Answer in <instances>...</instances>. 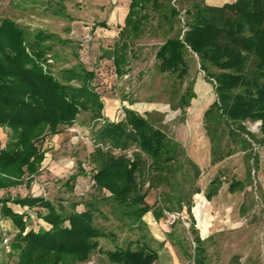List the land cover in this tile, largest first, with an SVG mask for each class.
<instances>
[{
	"label": "trees",
	"instance_id": "obj_1",
	"mask_svg": "<svg viewBox=\"0 0 264 264\" xmlns=\"http://www.w3.org/2000/svg\"><path fill=\"white\" fill-rule=\"evenodd\" d=\"M149 5L170 29L180 13L175 7L166 10L160 0L130 1L124 27L113 48L103 55L113 60L118 77L126 74L129 49L148 19ZM62 12L61 7L58 13ZM185 15L183 33L166 39L158 49L156 68L162 74L183 80L188 74L185 56L192 54L197 57L205 78L214 82L215 101L204 112L202 121L210 143V164L215 165L237 149L245 152L253 143L264 144V0H235L221 6L194 0ZM53 42L69 43L41 30L28 32L8 18L0 21V128L9 130L5 147L0 148V189L19 186L25 176L28 180L35 176L44 157L37 143L60 134L62 128L73 126L81 113H88L98 127L90 155L94 166L91 179L96 190L109 193L107 199L114 202L121 216L137 229H145L143 218L148 212L156 220L162 215L155 204L149 206L146 202L143 185L147 182L148 188L159 185L168 188L166 200H174L178 212L185 203L194 235L192 254L181 241L176 240L174 245L182 249L192 264H206L205 242L198 236L191 216L190 198L199 189L193 188L189 194L183 190V182L194 183L200 169L185 156L178 142L154 126L149 114L142 116L124 109L120 122L105 120L101 97L93 86L95 73L81 63L54 76L52 66L47 63ZM194 98L190 84L179 98V108L182 111L189 108ZM245 122H260L261 141L246 129ZM131 148L135 149L132 160L126 154H113V150L129 152ZM184 169L187 173L180 181L176 180V174ZM78 174H84L81 166ZM75 179L72 176L67 182ZM208 187L205 198L210 201L221 187L220 176ZM243 188L244 184L237 180L228 185L230 193ZM9 202L30 209L42 208L44 212L35 213L49 229L27 230L23 221L27 214L14 213L7 206ZM85 207L76 211L75 204L68 212L43 198L0 199L1 217L11 219L18 229L11 244L16 264H85L94 253L103 254L109 264L156 262L157 250L142 236L131 240L125 248L102 251L99 239H110L113 234L96 228L97 209L90 204ZM200 231L203 235L207 233Z\"/></svg>",
	"mask_w": 264,
	"mask_h": 264
},
{
	"label": "rangeland",
	"instance_id": "obj_2",
	"mask_svg": "<svg viewBox=\"0 0 264 264\" xmlns=\"http://www.w3.org/2000/svg\"><path fill=\"white\" fill-rule=\"evenodd\" d=\"M130 1L0 0V21L8 18L28 32L41 30L69 42L64 45L51 43L52 53L47 56V63L52 66L51 71L56 77L60 70L76 67L79 63L93 71V86L101 97L105 120L120 122L124 109L142 116L149 114L156 128L180 144L185 156L200 169L199 178L194 183L188 180L183 182V190L189 194L193 188L199 189V193L190 198L191 216L196 219L198 236L205 242L206 264H264V144L253 143L245 152L237 149L228 158L211 165L210 143L202 119L204 112L215 101L214 82L205 78L199 69L197 57L192 54L185 56L188 74L183 80L162 74L156 68L158 49L166 39L183 33L185 10L191 7L194 0H160L166 10L175 7L180 12L172 21V29L148 6V19L139 38L133 41L129 49L126 74L118 77L113 60L103 55L110 52L124 27ZM202 1L207 4L212 2ZM215 1L228 3L235 0ZM61 7L63 12L59 14ZM102 24L105 26L101 27ZM190 84L195 98L190 101L189 108L182 111L178 106L179 98ZM244 125L258 141L262 140L260 122H245ZM97 128L88 113H81L73 126L62 128L60 134L38 142L37 147L44 152L38 173L30 180L25 176L21 186L7 191L0 189V199L36 196L68 212L75 204L76 211H83L85 205L90 204L97 209L94 214L96 228L113 234L110 239H99L102 251L125 248L131 240L140 236L152 246V236L156 238L157 235L148 228L151 212L143 218L146 228L137 229L129 219L121 216L114 202L107 199L109 193L99 192L94 186L91 179L94 166L90 163V155L94 150V132ZM8 134V129H0V148L5 147ZM133 151L135 149L131 148L123 154L132 160ZM255 159H258L257 165ZM79 166L84 171L83 175L78 174ZM185 173L187 169L178 172L176 180L180 181ZM72 176H76L75 181L68 183ZM217 176L221 178V187L217 195L208 201L205 194L210 182ZM232 180L242 182L244 188L230 193L228 185ZM148 186L145 182L142 192H147L146 202L149 206L155 204L156 210H161L160 221L164 230L174 235V241H181L188 253L192 254L194 235L190 231V215L185 203L179 212L182 214L180 220L168 226L165 214L178 213L177 204L174 200H166L165 195L169 190L165 186ZM202 198L207 205L203 204ZM38 212L44 210L39 208ZM34 217L33 214L30 216L28 226L38 230L39 223ZM152 225L156 226L154 223ZM42 228L49 229V226ZM200 229L207 233L203 235ZM155 230L161 236L158 229ZM8 235H12L11 232L0 229V264L17 263V256L11 247L7 253L2 246V239ZM177 247L178 254L184 257L182 249ZM183 259L187 264H192L188 258ZM85 264L109 262L103 254L94 253Z\"/></svg>",
	"mask_w": 264,
	"mask_h": 264
},
{
	"label": "crops",
	"instance_id": "obj_3",
	"mask_svg": "<svg viewBox=\"0 0 264 264\" xmlns=\"http://www.w3.org/2000/svg\"><path fill=\"white\" fill-rule=\"evenodd\" d=\"M211 1L212 2L209 1L208 5L221 6V5H223L225 3V2H222V3L219 2V3H217L215 0H211ZM21 185H19V186H21ZM16 187H18V186H16ZM16 187H11V188H16ZM11 188L6 189L5 191H7V190H9ZM0 191H2V190H0ZM27 197H30V198H39V197H36V196H24L23 198H27ZM17 198H19V197H17ZM11 200H13V199H11ZM7 206L14 213L22 214V213L25 212L27 214L26 218L23 219V221L26 223L27 230L34 229L33 227L28 226V223L30 222V216H32V214L35 216L34 217V220L35 219L38 220L37 221L39 223L38 229H45V228H42V227L43 226H48L45 222H43L41 219H39L37 217V215H36L35 212L39 208H32V209H30L27 206H24L23 207V206H20V205H17V204H13L12 202H9L7 204ZM151 218L152 219H150V221L148 220V223L146 222L148 224V228L150 229V231L152 233L155 232L156 235H157V237L160 238V239H158L157 237L155 238V237L152 236V238L154 240H153V243H152V246L151 247L152 248H155V250H157V252H158V258H157V260H156V262L154 264H187L186 260L183 259L184 257L181 256L180 254H178V249L179 248L176 245H174L175 236L172 235L171 233L167 232L166 230H164L163 225L161 224V221H160L161 218L156 220L154 218V216L152 215V213H151ZM194 220H196V219H194ZM153 223L156 226L152 225ZM0 229L2 231L5 230V231L11 232L12 235H8L7 236V237H9V239L11 241L10 242V247H11V244L13 242V239H14L15 235L18 233L17 227L14 225V223L12 222L11 219H9V218H2L1 215H0ZM155 229H158V231L160 232L161 236L158 235L157 230H155ZM160 245H162V247H159ZM10 251L11 250H9V252Z\"/></svg>",
	"mask_w": 264,
	"mask_h": 264
},
{
	"label": "built area",
	"instance_id": "obj_4",
	"mask_svg": "<svg viewBox=\"0 0 264 264\" xmlns=\"http://www.w3.org/2000/svg\"><path fill=\"white\" fill-rule=\"evenodd\" d=\"M106 150L109 149L108 147L105 148ZM113 154L114 155H120V154H123V152H120L119 150H113ZM182 214L181 213H176V212H167L165 214V223L168 225V226H173L175 225L181 218ZM32 218V217H31ZM4 237V236H3ZM10 239L9 237L5 236L3 239H2V246L4 248V250L8 253L9 250H10Z\"/></svg>",
	"mask_w": 264,
	"mask_h": 264
}]
</instances>
